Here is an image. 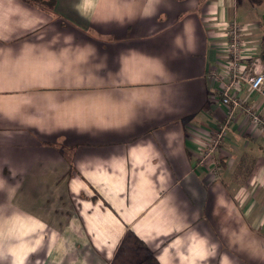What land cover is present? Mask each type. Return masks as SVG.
I'll list each match as a JSON object with an SVG mask.
<instances>
[{"label": "crops", "instance_id": "0c3cea01", "mask_svg": "<svg viewBox=\"0 0 264 264\" xmlns=\"http://www.w3.org/2000/svg\"><path fill=\"white\" fill-rule=\"evenodd\" d=\"M240 3L0 0V264H264V130L204 158Z\"/></svg>", "mask_w": 264, "mask_h": 264}, {"label": "built area", "instance_id": "2783aa9c", "mask_svg": "<svg viewBox=\"0 0 264 264\" xmlns=\"http://www.w3.org/2000/svg\"><path fill=\"white\" fill-rule=\"evenodd\" d=\"M223 25L227 37L225 69H211L210 77L221 81V101L228 109L204 148V158L213 156L220 149L237 112L247 114L254 126L264 130V116L237 91L241 84H246L264 98V70H259L263 63L262 53L251 39L252 32L246 23L231 19Z\"/></svg>", "mask_w": 264, "mask_h": 264}, {"label": "rangeland", "instance_id": "374dc122", "mask_svg": "<svg viewBox=\"0 0 264 264\" xmlns=\"http://www.w3.org/2000/svg\"><path fill=\"white\" fill-rule=\"evenodd\" d=\"M243 3L239 4L237 9V20L244 23L250 22V20H255L253 25V30L256 31L258 38L255 36L259 43V51L263 53L264 44V3L259 5H254L250 3L249 0H242ZM253 22V21H252ZM213 134V132H212ZM211 134V135H212Z\"/></svg>", "mask_w": 264, "mask_h": 264}, {"label": "trees", "instance_id": "16d2710c", "mask_svg": "<svg viewBox=\"0 0 264 264\" xmlns=\"http://www.w3.org/2000/svg\"><path fill=\"white\" fill-rule=\"evenodd\" d=\"M31 4L39 5L43 8H52L54 6V0H23ZM254 5L264 3V0H249Z\"/></svg>", "mask_w": 264, "mask_h": 264}, {"label": "water", "instance_id": "95a60500", "mask_svg": "<svg viewBox=\"0 0 264 264\" xmlns=\"http://www.w3.org/2000/svg\"><path fill=\"white\" fill-rule=\"evenodd\" d=\"M262 60H263V63H264V44H263Z\"/></svg>", "mask_w": 264, "mask_h": 264}]
</instances>
